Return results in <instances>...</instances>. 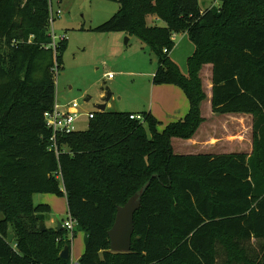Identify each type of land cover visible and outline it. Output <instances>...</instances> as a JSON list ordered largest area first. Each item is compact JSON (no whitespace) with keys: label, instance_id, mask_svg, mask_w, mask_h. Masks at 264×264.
Wrapping results in <instances>:
<instances>
[{"label":"trees","instance_id":"trees-1","mask_svg":"<svg viewBox=\"0 0 264 264\" xmlns=\"http://www.w3.org/2000/svg\"><path fill=\"white\" fill-rule=\"evenodd\" d=\"M113 1L119 11L95 30L136 34L159 58L154 82L180 86L189 111L162 131L151 112L141 121L133 112L96 111L87 129L59 138L57 154L44 113L56 100L65 42L50 46L49 0H0V264H71L61 256L65 246L71 256L69 231L41 229L51 208L36 204L35 193L66 195L87 232L79 264H217L218 244L264 240V0L205 9L199 0ZM149 14L165 25L149 24ZM16 32L23 42H12ZM175 33L195 46L188 74L170 56ZM208 64L213 112L253 115L250 155L175 152L173 138H192L205 120ZM148 182L131 249L112 251L118 207ZM245 263L264 264V249Z\"/></svg>","mask_w":264,"mask_h":264},{"label":"rangeland","instance_id":"rangeland-1","mask_svg":"<svg viewBox=\"0 0 264 264\" xmlns=\"http://www.w3.org/2000/svg\"><path fill=\"white\" fill-rule=\"evenodd\" d=\"M199 4L201 9H205L213 5L219 6L221 1L199 0ZM59 9L61 12L57 13ZM119 9L120 4L113 0H49V19L54 15L49 24L50 37L51 33L55 35L58 45L65 42L63 68L54 72L57 98L77 99L80 102L83 115L74 124L76 130L88 128L90 119L84 113L97 110L95 105L105 102V94L110 91L112 95L106 110L138 111L142 114L151 110L160 122L158 130L160 127L162 131L171 121L168 119L169 110L178 105L174 91L166 89L174 87L181 92L184 90L176 84L154 82L159 58L136 34L122 30H95ZM147 22L151 25H165L155 14H149ZM16 34L21 37H15L12 42H23L24 35L18 32ZM174 41L170 56L181 71L188 74V57L194 52V43L186 33H175ZM109 74L113 77L109 78ZM201 77L208 93L207 67L202 70ZM88 97L90 100L86 101ZM208 100H205L203 106L206 116L210 113ZM186 101L189 105L188 97ZM173 144L176 153L195 152L181 138L174 139ZM39 195L45 197V201H39ZM33 197L36 204L45 203L51 208L44 220L47 228H57L58 223L63 224L70 216L65 194L35 193ZM74 231L73 235L72 231L68 235L71 239V264L79 262L87 238L86 230L78 224ZM223 244L225 247L217 245V264H246L247 258L260 257L264 249V240L238 241L239 249L230 240Z\"/></svg>","mask_w":264,"mask_h":264},{"label":"crops","instance_id":"crops-1","mask_svg":"<svg viewBox=\"0 0 264 264\" xmlns=\"http://www.w3.org/2000/svg\"><path fill=\"white\" fill-rule=\"evenodd\" d=\"M205 67H207L208 69L209 90L207 93L208 94L207 99H209L208 105L210 109H208V112L210 113L207 116L205 115L203 111V106L205 102H203L202 115L205 120L202 122L197 133L192 138L183 139L188 144V148H190L191 151H195L187 154L247 153L250 155L254 147L253 115L245 114V113L219 114L213 112L211 106L212 65L208 64ZM168 88L170 89H166V90H173L178 99L176 100L178 105L174 106L173 110H169V114H168L169 115L168 119L171 120L170 122H173L182 119L184 115L186 116L190 108V103L189 105L187 104L186 101L187 96L185 97L186 93L184 91L181 92L178 89H175L174 87H168ZM59 100L62 102L68 101V100H62L61 98H59ZM152 105L154 106L155 104ZM131 112L142 114L138 111H131ZM149 112L152 113L151 110H149ZM160 129L161 128L159 127V131ZM174 139L177 138H173V140ZM39 201H45V197L39 195Z\"/></svg>","mask_w":264,"mask_h":264},{"label":"water","instance_id":"water-1","mask_svg":"<svg viewBox=\"0 0 264 264\" xmlns=\"http://www.w3.org/2000/svg\"><path fill=\"white\" fill-rule=\"evenodd\" d=\"M112 93L107 91L103 103H98L95 105L96 109L104 112L106 111L107 102L110 100ZM90 97L86 98L89 101ZM149 187V182L146 183L140 190H138L124 205L119 206L116 218L113 226L108 231L110 237V249L114 252L129 251L132 247V237L135 232V213L139 210L141 206V201L144 193ZM40 227L42 230H46V225L44 221L40 222ZM62 223H58V229H62ZM14 239V234L9 232L8 242H12ZM61 256L63 258L70 257V249L65 246L61 251Z\"/></svg>","mask_w":264,"mask_h":264},{"label":"built area","instance_id":"built-area-1","mask_svg":"<svg viewBox=\"0 0 264 264\" xmlns=\"http://www.w3.org/2000/svg\"><path fill=\"white\" fill-rule=\"evenodd\" d=\"M60 12L61 10L59 9L57 13ZM52 18H54L53 14L51 19ZM51 37H52V42L50 43V46L56 49L58 42L56 41L55 35H53L52 33H51ZM55 70L58 71L57 69ZM112 77L113 75L109 74V78ZM80 106H81L80 102L77 99H72L65 102L60 101L59 98H57V90H56V100L53 108L51 110L45 111L44 113L45 123L51 131L50 148L53 149L57 154L60 151V146L58 144L59 138L67 133H70L71 131L76 130L74 124L76 120L81 115H83ZM96 111L97 110L89 111L84 113V115L88 117V119H92L94 118ZM130 117L132 119H138L141 121L145 120L143 114L132 113ZM76 224H77L76 219H74L70 215L68 219L63 222L62 225L68 231L73 232ZM75 264H79V263H75Z\"/></svg>","mask_w":264,"mask_h":264}]
</instances>
